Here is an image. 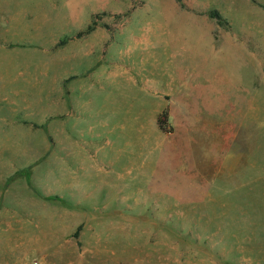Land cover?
<instances>
[{
    "label": "rangeland",
    "instance_id": "rangeland-1",
    "mask_svg": "<svg viewBox=\"0 0 264 264\" xmlns=\"http://www.w3.org/2000/svg\"><path fill=\"white\" fill-rule=\"evenodd\" d=\"M5 2L0 264H264V0Z\"/></svg>",
    "mask_w": 264,
    "mask_h": 264
},
{
    "label": "crops",
    "instance_id": "crops-1",
    "mask_svg": "<svg viewBox=\"0 0 264 264\" xmlns=\"http://www.w3.org/2000/svg\"><path fill=\"white\" fill-rule=\"evenodd\" d=\"M0 6L1 7H8L9 5L7 4V2L3 3V0H0ZM4 4V5H3ZM9 13V9H0V14H8ZM98 46V45H96ZM119 72V71H118ZM118 75V73H117ZM116 75V76H117ZM120 77L119 75L116 77L118 78ZM95 78H99V74H97L95 76ZM99 82L98 80L96 81V83ZM92 87H86L81 85L77 90L79 94H87L89 91L92 93ZM77 112V111H76ZM79 112V111H78ZM77 114L80 115L81 112H79ZM77 114H71V117H78L76 116ZM87 157V156H86ZM85 157V162H87L88 157ZM89 167L86 166L83 161H81L80 165H72L70 164V168L68 167V171L70 173V178L69 183L67 184V191L68 194L70 195V204L72 205V203L74 201H81V200H85V202H87L88 204V199H90L93 196V192L90 194L85 193L86 192V185L83 183V181L79 182L77 177H74V175L78 173H80L83 177H90L87 172L89 171ZM73 180V181H72ZM114 185V184H113ZM86 187V188H85ZM8 189L5 191V193L0 192V197H1V204H0V219L1 221H7V220H15L17 222L20 223V194H18L15 202H12L11 200H9L8 198ZM84 202V203H85ZM81 204H83V201H81ZM74 206V205H72ZM20 242V240L18 241ZM14 247H20V243H16ZM5 248V252H14V250L9 249L7 246L3 247ZM13 248V246L11 247Z\"/></svg>",
    "mask_w": 264,
    "mask_h": 264
},
{
    "label": "trees",
    "instance_id": "trees-1",
    "mask_svg": "<svg viewBox=\"0 0 264 264\" xmlns=\"http://www.w3.org/2000/svg\"><path fill=\"white\" fill-rule=\"evenodd\" d=\"M167 118H168V111H167V109H164L157 119V126H158L159 130L162 132L166 131L165 124L167 122Z\"/></svg>",
    "mask_w": 264,
    "mask_h": 264
},
{
    "label": "built area",
    "instance_id": "built-area-1",
    "mask_svg": "<svg viewBox=\"0 0 264 264\" xmlns=\"http://www.w3.org/2000/svg\"><path fill=\"white\" fill-rule=\"evenodd\" d=\"M31 264H41L39 261H37V260H33L32 262H31Z\"/></svg>",
    "mask_w": 264,
    "mask_h": 264
}]
</instances>
